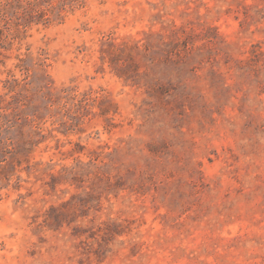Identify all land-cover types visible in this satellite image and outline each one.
<instances>
[{"label": "rangeland", "instance_id": "1", "mask_svg": "<svg viewBox=\"0 0 264 264\" xmlns=\"http://www.w3.org/2000/svg\"><path fill=\"white\" fill-rule=\"evenodd\" d=\"M0 264H264V0H0Z\"/></svg>", "mask_w": 264, "mask_h": 264}, {"label": "trees", "instance_id": "2", "mask_svg": "<svg viewBox=\"0 0 264 264\" xmlns=\"http://www.w3.org/2000/svg\"><path fill=\"white\" fill-rule=\"evenodd\" d=\"M40 19H42V18H40ZM46 19H48V18H46ZM46 19H45V21H46ZM41 21H44V20H41Z\"/></svg>", "mask_w": 264, "mask_h": 264}]
</instances>
